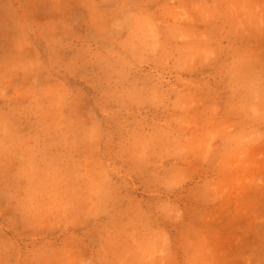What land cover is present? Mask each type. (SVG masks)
I'll return each instance as SVG.
<instances>
[{"label": "clouds", "instance_id": "9594fccd", "mask_svg": "<svg viewBox=\"0 0 264 264\" xmlns=\"http://www.w3.org/2000/svg\"><path fill=\"white\" fill-rule=\"evenodd\" d=\"M0 264H264V0H0Z\"/></svg>", "mask_w": 264, "mask_h": 264}]
</instances>
